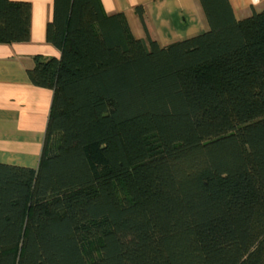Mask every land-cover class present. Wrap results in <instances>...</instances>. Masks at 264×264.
<instances>
[{
  "label": "trees",
  "instance_id": "16d2710c",
  "mask_svg": "<svg viewBox=\"0 0 264 264\" xmlns=\"http://www.w3.org/2000/svg\"><path fill=\"white\" fill-rule=\"evenodd\" d=\"M198 1L208 29L160 46L53 0L60 57L27 70L53 92L45 142L36 169L0 162V264H264V8ZM30 24L0 0V43Z\"/></svg>",
  "mask_w": 264,
  "mask_h": 264
},
{
  "label": "crops",
  "instance_id": "0c3cea01",
  "mask_svg": "<svg viewBox=\"0 0 264 264\" xmlns=\"http://www.w3.org/2000/svg\"><path fill=\"white\" fill-rule=\"evenodd\" d=\"M31 6L30 39L0 43V162L36 169L45 142L53 92L34 86L27 70L36 58L60 57V51L45 39L53 0H11ZM238 19L264 8V0H229ZM106 14L126 15L136 38L166 46L208 29L198 0H100ZM144 8L146 31L134 8Z\"/></svg>",
  "mask_w": 264,
  "mask_h": 264
},
{
  "label": "rangeland",
  "instance_id": "374dc122",
  "mask_svg": "<svg viewBox=\"0 0 264 264\" xmlns=\"http://www.w3.org/2000/svg\"><path fill=\"white\" fill-rule=\"evenodd\" d=\"M97 249H98V247L95 246V247L91 248V250L89 252L95 254V252H96Z\"/></svg>",
  "mask_w": 264,
  "mask_h": 264
}]
</instances>
